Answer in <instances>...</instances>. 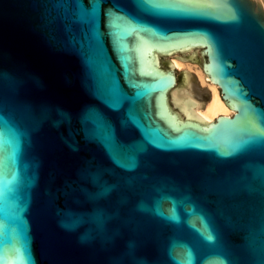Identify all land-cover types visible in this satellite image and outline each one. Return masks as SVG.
I'll return each mask as SVG.
<instances>
[{"label": "water", "instance_id": "1", "mask_svg": "<svg viewBox=\"0 0 264 264\" xmlns=\"http://www.w3.org/2000/svg\"><path fill=\"white\" fill-rule=\"evenodd\" d=\"M0 264H264L259 1L0 0Z\"/></svg>", "mask_w": 264, "mask_h": 264}, {"label": "bare ground", "instance_id": "2", "mask_svg": "<svg viewBox=\"0 0 264 264\" xmlns=\"http://www.w3.org/2000/svg\"><path fill=\"white\" fill-rule=\"evenodd\" d=\"M264 8V0H257ZM173 53L172 67L181 72L180 81L174 91V96L190 99L195 103L191 113L202 116L208 123L219 114L234 113V110L223 103L219 87L212 83L202 68L190 59L177 57Z\"/></svg>", "mask_w": 264, "mask_h": 264}, {"label": "rangeland", "instance_id": "3", "mask_svg": "<svg viewBox=\"0 0 264 264\" xmlns=\"http://www.w3.org/2000/svg\"><path fill=\"white\" fill-rule=\"evenodd\" d=\"M179 55H180V53H179ZM165 61H171V56H165ZM190 61H192V62L196 63L198 66H200L198 60H193V59L191 60V59H190ZM200 67H201V66H200ZM177 75L179 76V80H178V83H179L181 72L178 71V70H177Z\"/></svg>", "mask_w": 264, "mask_h": 264}, {"label": "flooded vegetation", "instance_id": "4", "mask_svg": "<svg viewBox=\"0 0 264 264\" xmlns=\"http://www.w3.org/2000/svg\"><path fill=\"white\" fill-rule=\"evenodd\" d=\"M177 79L179 80V76H178V75H177ZM170 103H171L172 108H173L174 110H176V109H175L176 107L172 105V102H171V101H170Z\"/></svg>", "mask_w": 264, "mask_h": 264}]
</instances>
